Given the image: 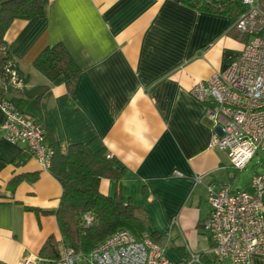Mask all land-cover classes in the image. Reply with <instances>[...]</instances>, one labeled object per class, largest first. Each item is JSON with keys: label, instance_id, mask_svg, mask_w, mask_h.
<instances>
[{"label": "crops", "instance_id": "0c3cea01", "mask_svg": "<svg viewBox=\"0 0 264 264\" xmlns=\"http://www.w3.org/2000/svg\"><path fill=\"white\" fill-rule=\"evenodd\" d=\"M258 6L264 12V0ZM237 20L184 0H49L44 17L15 19L5 34L21 72L17 92L5 97L21 99L15 106L43 123L48 144L105 149L122 175L102 179L99 191L130 204L172 262L190 252L213 259L206 186L238 188L226 151L210 145L207 104L191 93L264 33L260 13L244 28ZM58 43L80 69L72 92L33 65ZM3 122L0 109V264H17L44 258L49 237L62 242L55 215L62 187L25 143L5 139ZM246 264H264V255Z\"/></svg>", "mask_w": 264, "mask_h": 264}, {"label": "built area", "instance_id": "2783aa9c", "mask_svg": "<svg viewBox=\"0 0 264 264\" xmlns=\"http://www.w3.org/2000/svg\"><path fill=\"white\" fill-rule=\"evenodd\" d=\"M247 12L237 20L244 28L247 16L264 12L259 0H242ZM191 93L207 104L205 115L211 122L210 145L227 153L230 165L243 170L257 153L264 154V33H257L244 43L241 52L223 71L196 83ZM4 114V137L11 143H25L40 166L48 170L54 150L46 141L43 123L21 112L13 102L0 98ZM195 177V182H200ZM211 206L206 229L211 239V254L216 262L229 259L232 264H246L252 255H264V174L257 173L249 190L233 189L228 183L206 186ZM86 223L90 217L85 216ZM91 264H195L198 253L187 259L170 261L164 248L149 236L137 239L127 230H118L91 251ZM83 252L61 245L58 259L23 258L17 264H79Z\"/></svg>", "mask_w": 264, "mask_h": 264}, {"label": "trees", "instance_id": "16d2710c", "mask_svg": "<svg viewBox=\"0 0 264 264\" xmlns=\"http://www.w3.org/2000/svg\"><path fill=\"white\" fill-rule=\"evenodd\" d=\"M184 1L196 10L226 15L231 21L237 20L248 10L242 0ZM48 3L49 0H0V98L8 99L15 105L20 104L21 99L14 95L7 98L4 93L5 90L17 92L15 86L21 79V72L10 53L5 34L15 19L44 17ZM33 65L49 80L62 77L69 92L75 89L80 69L63 44L44 48ZM48 145L54 150L48 171L62 187L55 211L62 242L59 244L49 237L40 250L42 257L58 259L63 244L85 254L118 230H127L137 239L146 235L145 221L136 215L130 204L99 191L102 179L113 178L118 181L122 175L115 165V159L105 149L93 152L87 144L81 143L71 144L65 149L57 143ZM35 211L40 212L37 209ZM86 215L91 218L89 223H86ZM200 256L201 262L195 264H216L214 259L204 254Z\"/></svg>", "mask_w": 264, "mask_h": 264}, {"label": "rangeland", "instance_id": "374dc122", "mask_svg": "<svg viewBox=\"0 0 264 264\" xmlns=\"http://www.w3.org/2000/svg\"><path fill=\"white\" fill-rule=\"evenodd\" d=\"M233 172L235 174V181H234L235 187L242 189L248 186L250 179L254 174L257 173L264 174V154L260 152L255 154L243 170H237L233 168ZM84 257L85 259H87L89 264L92 263L90 251L85 253ZM216 263L220 264L219 262ZM79 264H85L84 260H82Z\"/></svg>", "mask_w": 264, "mask_h": 264}]
</instances>
